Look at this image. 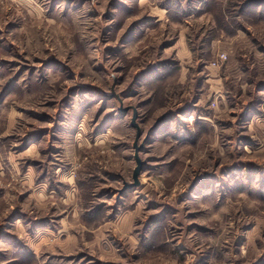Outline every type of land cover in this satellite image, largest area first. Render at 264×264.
<instances>
[{
  "label": "rangeland",
  "instance_id": "rangeland-1",
  "mask_svg": "<svg viewBox=\"0 0 264 264\" xmlns=\"http://www.w3.org/2000/svg\"><path fill=\"white\" fill-rule=\"evenodd\" d=\"M262 23L264 0H0V264H264Z\"/></svg>",
  "mask_w": 264,
  "mask_h": 264
},
{
  "label": "water",
  "instance_id": "water-1",
  "mask_svg": "<svg viewBox=\"0 0 264 264\" xmlns=\"http://www.w3.org/2000/svg\"><path fill=\"white\" fill-rule=\"evenodd\" d=\"M136 119H137V115L135 113L134 114V118H133V125L135 127H137V125L135 123L136 122ZM137 153H138V150H137ZM136 157H137V168L134 170L133 179H134V182H135V186H138L139 185V180L138 179H139V176H140L141 172L143 171L142 169H143L144 163H142L140 161V159L138 158V156H136Z\"/></svg>",
  "mask_w": 264,
  "mask_h": 264
},
{
  "label": "built area",
  "instance_id": "built-area-1",
  "mask_svg": "<svg viewBox=\"0 0 264 264\" xmlns=\"http://www.w3.org/2000/svg\"><path fill=\"white\" fill-rule=\"evenodd\" d=\"M227 58L228 57L225 54L219 55L218 61L213 63V66L216 68L219 67L221 65V63L226 62Z\"/></svg>",
  "mask_w": 264,
  "mask_h": 264
},
{
  "label": "crops",
  "instance_id": "crops-1",
  "mask_svg": "<svg viewBox=\"0 0 264 264\" xmlns=\"http://www.w3.org/2000/svg\"><path fill=\"white\" fill-rule=\"evenodd\" d=\"M260 26H264V23H262V24H259Z\"/></svg>",
  "mask_w": 264,
  "mask_h": 264
}]
</instances>
